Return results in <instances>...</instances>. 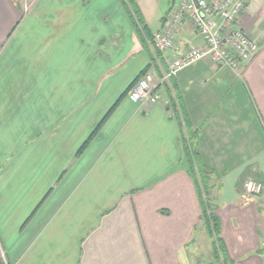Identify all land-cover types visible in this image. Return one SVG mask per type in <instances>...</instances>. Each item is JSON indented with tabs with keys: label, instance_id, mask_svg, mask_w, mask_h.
Masks as SVG:
<instances>
[{
	"label": "crops",
	"instance_id": "1",
	"mask_svg": "<svg viewBox=\"0 0 264 264\" xmlns=\"http://www.w3.org/2000/svg\"><path fill=\"white\" fill-rule=\"evenodd\" d=\"M134 1L147 34L121 0H0V251L8 264H191L200 205L168 108L178 96L197 131L190 142L218 181L228 255L264 264V142L245 137L255 143L253 168L240 173L244 148L227 151L242 145L229 121L202 138L195 124L212 105L229 111L224 91L239 87L264 133V0H249L237 17L258 44L243 67L201 56L142 106L127 96L141 72L154 70L158 82L172 57L204 42L185 21L159 52L148 34L177 0ZM247 179L262 192L248 194Z\"/></svg>",
	"mask_w": 264,
	"mask_h": 264
},
{
	"label": "built area",
	"instance_id": "2",
	"mask_svg": "<svg viewBox=\"0 0 264 264\" xmlns=\"http://www.w3.org/2000/svg\"><path fill=\"white\" fill-rule=\"evenodd\" d=\"M249 0H179L176 9L165 23L163 31L153 34V43L159 52L173 47L174 36L185 21L202 38V45H190L168 61L167 70L158 78L154 70L145 72L130 86L128 98L139 105L154 103L158 83L169 80L178 70L201 56L207 55L217 66L237 70L243 67L258 50L251 34L238 26L237 17ZM248 194L257 195L262 184L253 179L244 182ZM264 244V242H263ZM3 264H8L0 251Z\"/></svg>",
	"mask_w": 264,
	"mask_h": 264
},
{
	"label": "rangeland",
	"instance_id": "3",
	"mask_svg": "<svg viewBox=\"0 0 264 264\" xmlns=\"http://www.w3.org/2000/svg\"><path fill=\"white\" fill-rule=\"evenodd\" d=\"M158 22H160L159 19L153 25H150V28L152 30L156 29L155 24H157ZM226 93H227V97L224 100L223 99H218V100H223V103L229 106L230 110L226 111L225 107L216 108L215 105H212V107L206 111V115L195 118L197 122L195 124L198 128L200 129L202 128L201 129L202 132L200 133V136L202 138L204 136L205 137L207 136L206 129H208L209 136L216 135L217 132L219 131V127L221 126L220 125L221 119H226L227 121H229L228 125L232 130L231 133L235 135L239 134V136L241 137L242 145L241 144L237 145V143L236 144L231 143V146L232 145L233 146L227 151L229 152L230 150L231 153L237 154L238 147L244 148L243 150L244 153L239 154V159L241 161V168L239 172L242 173L247 170L250 171L253 168L252 158L254 157L252 155V152L254 151L255 143L264 142V133H262L261 130L259 131L253 129L254 121L257 122V119L254 118L255 112L252 110L253 108L251 109L252 106L249 98L246 97L247 95L245 96L239 87L237 88L232 87L226 89L224 91V95ZM214 101H212V104ZM224 114H226V116ZM253 133L256 135L259 134V136L256 138V142L253 143V145L248 146L246 145L245 137H247V135H252ZM194 138L195 137L193 136V139ZM191 143H192V147L194 148L195 142L192 141ZM207 143L211 146L214 145L213 142H211V140H209ZM227 146L231 147L230 144H227ZM213 147L215 148V146ZM210 159L211 161L215 162L214 155L210 154ZM209 185H210V194L212 196H215L217 193L215 188H217L218 181H215L213 176L209 181ZM224 187H226L227 189L224 198H228V196H231V193H228L229 190L227 186ZM194 237L195 238L193 243L188 247V250L190 251V263L217 264L216 260L212 255V242H211L212 239L207 234L205 228L202 225L200 226V228L196 230Z\"/></svg>",
	"mask_w": 264,
	"mask_h": 264
},
{
	"label": "trees",
	"instance_id": "4",
	"mask_svg": "<svg viewBox=\"0 0 264 264\" xmlns=\"http://www.w3.org/2000/svg\"><path fill=\"white\" fill-rule=\"evenodd\" d=\"M178 1L179 0H177L175 6L169 10L167 17L163 21L162 28L158 31H163L165 27V23L172 15V12L176 9L178 5ZM121 3L125 6L127 10H130V11L132 10L135 16L136 27L142 29L147 34L148 33L147 27L144 23V20L141 17L140 10L138 9L135 1L134 0H121ZM242 10L239 12V14L242 12ZM153 34L151 35L148 34L152 42H153ZM145 70H143L139 76H141L145 72ZM169 103L170 105L168 106V108H170L171 106V109L174 112V115L178 118L177 120L179 124V133H180L182 152H183L185 162L187 165V171L193 177L195 186L197 189L199 205H200V217H199L200 224L205 228L207 234L212 239L211 240L212 255L214 259L216 260L217 264H233V260L228 255L226 246L220 234L221 223H220V218L216 212L217 204L213 202L214 197L210 194L209 181L211 180V176H210L211 170L201 162L197 152L192 147L191 142H190V139L195 135L194 133H196L197 131L190 129L191 127L189 124L188 117L183 107V103L181 102L179 97L177 96L176 100L175 98L172 97ZM99 126H100V123L89 134L87 139L79 147V152L89 142V140L96 134Z\"/></svg>",
	"mask_w": 264,
	"mask_h": 264
}]
</instances>
